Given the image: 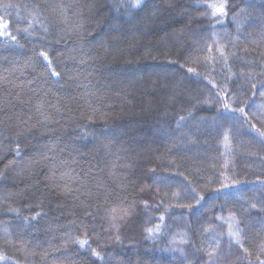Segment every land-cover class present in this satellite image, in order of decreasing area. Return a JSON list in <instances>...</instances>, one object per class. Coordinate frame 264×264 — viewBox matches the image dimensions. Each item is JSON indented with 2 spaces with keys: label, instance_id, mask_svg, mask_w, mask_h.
I'll list each match as a JSON object with an SVG mask.
<instances>
[{
  "label": "snow or ice",
  "instance_id": "1",
  "mask_svg": "<svg viewBox=\"0 0 264 264\" xmlns=\"http://www.w3.org/2000/svg\"><path fill=\"white\" fill-rule=\"evenodd\" d=\"M197 4L205 9L199 16L209 20L208 27L222 26L230 16L236 35L211 31L193 41L196 47L188 56L178 52L181 58L172 59L170 52L164 53L166 63L161 66V73L150 79L151 90L146 93L149 98L142 101V105L150 108L154 103L151 97L164 91L163 115L173 116L174 121L167 128L158 126L153 131V136L167 138L165 150L142 162L146 166L137 167L132 159L119 163V153L132 149L119 148L116 153L112 149L117 142L139 143L143 134L141 126L129 124L111 134L102 132L99 135L87 130L97 119L106 123L109 116L94 106V100L108 97L100 88L93 90L92 81L108 80L103 87L115 86L116 98L132 106L127 96L135 98L129 90L136 83L135 73L139 69L132 67L131 59L121 63L124 49L117 45L128 42L131 36L128 49H133L138 36L151 32L162 17L167 16L173 22L188 17L187 7L180 0H159L157 3L149 0H59L51 4L0 0V64L8 65L0 74V89L3 90L0 149L6 147L0 163L12 156L0 170V184L10 183L15 187L17 182L25 183L23 189L0 191V214L14 218V222L0 224L3 246L11 245L19 254V258L8 255L0 247V262L78 264L80 251L86 250L97 264H156L157 251L168 253L175 264H264V170L254 181H248L229 176L227 172L231 169L225 166L215 179L205 180L201 176L202 165L196 159L200 156L197 151L201 146L200 137L213 129L223 130L222 142L227 144L233 130L240 132L247 126L255 131L254 139L264 151V120L258 118L264 116V0H240L236 5L230 0H197ZM231 8L236 10L230 11ZM85 17L88 24L83 22ZM20 23L24 26H18ZM104 25H109L114 35L86 49L84 45L91 41L85 37L95 40L101 35L97 29ZM87 27H93V31H86ZM184 34V29L179 30L180 36ZM252 36H259V42L251 40V48L239 47L241 37L248 40ZM174 43L181 47L178 41ZM29 44L27 59L21 63L17 59L18 50L27 49ZM60 44L73 45L67 57L77 64L72 74L57 70L60 65L54 64V45ZM191 47L187 44L185 50ZM56 55L58 60L62 54ZM145 56L157 59L150 49ZM173 66L179 67L183 76L179 82L168 83L170 77L166 69ZM26 71L35 74L32 79H21ZM104 73L109 75L105 77ZM65 78L77 89H83L79 98L85 101L87 111L81 112L79 117L85 121L79 127L81 135L67 144L55 139L38 145L25 159L27 146L22 147V141L35 138L37 134L47 138L56 133L62 121L75 119L71 104L77 97L53 93L49 86L50 82L60 84ZM212 109H215V116L209 118L203 114ZM79 140L86 141L83 148L93 144L89 151L97 157L104 154L103 167L100 161L89 162L86 169L80 165L76 158H83L81 148L76 147ZM113 155H116L115 161L110 159ZM251 155L259 156V153ZM259 158L264 161V156ZM41 174L42 181L38 179ZM33 180V183H26ZM200 180H205V186L198 190ZM40 184L57 201L55 208L41 198L35 205L25 206L28 211L38 210L22 215L21 209L12 204L17 199H30L34 195L32 190ZM212 184L217 187H210ZM249 184L253 185L255 195L241 198L240 207L228 209L224 214L223 203L213 205L220 214L211 217L202 211L210 200L230 194L225 190H239L240 185ZM45 207L59 212L58 219L66 220L63 225L45 230L46 234L59 232V237L52 236L44 241L25 239L40 231L39 220L48 216ZM178 221L182 222L181 230L175 232ZM137 226L143 234V242H151V248H142L139 241L124 243L122 233L132 232ZM56 239L60 240L59 246L54 244ZM163 240L168 241L167 245L158 249V243ZM94 243L96 247L92 246ZM113 246L118 248L107 251ZM72 248L77 252L72 253Z\"/></svg>",
  "mask_w": 264,
  "mask_h": 264
},
{
  "label": "trees",
  "instance_id": "2",
  "mask_svg": "<svg viewBox=\"0 0 264 264\" xmlns=\"http://www.w3.org/2000/svg\"><path fill=\"white\" fill-rule=\"evenodd\" d=\"M21 2L27 3H58L59 0H21ZM110 2V0H109ZM150 3H157L159 0H149ZM181 4L187 7L189 16L184 18H177L175 22H173L169 17L164 16L161 18V22L157 24V26L149 32L145 36H138L136 46L129 50L128 42L132 40V37H128V42L120 43L117 47L124 49L123 56L121 58V63H123L124 59L133 60V68L139 69L135 73L137 78L136 83L132 89L129 91L134 93L133 95H128L127 100L131 101V105L129 106L127 103H123V99L116 98L117 88L115 86L111 88L103 87L109 83L106 79H101L99 83H97L96 79H93L92 84L95 88H100L101 92L108 97L102 101L94 100V106L100 107L104 112L108 113V119L105 123L102 120L97 119L95 123L89 127L87 130L89 132H95L97 135L100 133H109L111 134L113 131H118L120 129L126 128L129 124L133 126H141L143 129V134L139 137V143L135 145H128L127 143L117 142L115 147L112 149L113 153H116L117 149L125 148L132 149L128 152H120V164H124L128 162V159H132L136 161L137 167L146 166L142 162H146L153 158V156H158L165 150V146L168 143L166 137H157L153 136V131L158 127L162 126L163 128H167L170 124L173 123L174 117H164V103L166 92L158 91L154 97H151L154 100L153 105L150 108H147L142 105V101L148 99L149 97L146 95L150 88V79H155L157 73H161V66L166 63V58L164 56L165 52L171 53L172 59L181 58V56H188L190 53H193V49L196 47V44L193 42L195 39H198L201 35L207 36V34L211 31L216 32H229L232 36L236 35L235 25L231 22L230 16L224 20L223 25H217L215 29L208 27L209 20L200 18L199 13L204 12L205 9L203 7L198 6L197 0H180ZM232 5H236L240 3V0H230ZM235 8H231L230 11H235ZM2 14V13H0ZM13 19H15V15L13 13ZM85 24H88L89 21L87 17L83 21ZM18 26L23 27L24 24L20 23ZM94 27V24H93ZM93 27H87L86 31H93ZM110 26L104 25L102 29H97L101 35H98L95 40H92L90 37H85V39L91 41L90 44L84 45L87 49L90 46L97 45L101 40L107 41L114 33L109 31ZM184 29L185 34L183 36L179 35V30ZM203 29V31H201ZM175 30L176 34H173ZM169 34V35H166ZM51 39V38H50ZM251 40H256L259 42V36L249 37L248 40H245L244 37L240 38V48H244L247 45L249 48L252 45L249 43ZM178 41L181 47H177L174 42ZM21 43H25L24 40H21ZM79 43V42H78ZM187 44H191L192 47L185 50V46ZM31 45H28L27 49H21L19 51V55L17 59L23 63L27 59V55L29 54L28 50H30ZM73 47V45H68L65 47L64 44L54 45L53 51V60L54 64H59L60 66L57 70L65 71L67 70L69 74H72L77 70V64L71 60H68L67 57L69 55V49ZM152 51V55L156 56L157 59L153 60L150 57L145 56V52L147 50ZM259 51V49H257ZM181 53V56H178L177 53ZM56 54H62L59 56L57 60ZM111 60V57H109ZM138 61V62H137ZM8 67V65L0 64V74L3 73L4 68ZM91 70V69H89ZM168 76L170 77L168 83H176L179 82L181 77L183 76V71L177 67H169L166 69ZM19 76L20 73H17ZM35 74L30 71H26L24 76L21 79H32ZM109 74L104 73V76L107 77ZM175 77L171 79V77ZM164 81H162L163 83ZM86 83V81H85ZM63 85V88H61ZM53 93H58L61 96L73 95L77 97V99L72 101V109L73 116L75 119L62 121V123L57 126V131L54 135H50L47 138H41L39 134L36 135L35 138L29 137L26 140L22 141V147H25V159L31 155L35 148L41 144H47L52 142L55 139H59L62 144H67L71 141L77 140L80 137L79 127L82 126L85 121H81L79 119L81 112L87 111V105L83 99H80L83 89H77L75 84L68 83L67 78L62 80L60 84H49ZM3 95V90L0 89V97ZM49 99H53L54 97H49ZM259 103V101H257ZM123 104V111L122 109ZM111 105V107H109ZM251 111H255L252 109ZM207 115L209 118L215 116V109H212L209 112L203 113ZM251 114V112H250ZM260 120H264V116L258 117ZM59 119V118H58ZM255 122V121H254ZM227 127V126H226ZM257 127H260V124L257 123ZM222 132L223 130L213 129L208 132L207 135L201 136V146L198 147L197 151H199L200 156L196 158L198 162L202 165L201 176L206 179L212 178L215 179L216 175L225 169L227 166L228 171L227 174L229 176H235L237 179H247L248 181H254L257 174H259L262 170H264V161H262L259 156H264V151L260 150V146L254 139L256 137V133L253 129L245 126L240 132H236L233 130L230 140L227 144L222 142ZM88 140H92V137H88ZM85 140H79L76 144V147H80L83 153V158L76 157L79 159V163L85 169L87 168V164L89 162L95 164L100 161V166L103 167V161L105 159L104 154L101 153L99 157H97L96 153L90 152L89 149L93 147V144L89 143L88 148H83V144ZM159 150V151H157ZM6 147L0 149V158H2L5 154ZM254 152H258L259 156L251 155ZM187 155H191L188 153ZM12 159V156L9 155L7 159L0 163V170H3L4 163H7L8 160ZM111 160H116V155H113ZM121 171V169H118ZM128 175L130 178L131 173ZM35 179V178H34ZM39 180H43V174L39 175ZM205 180H200L198 182V190L203 189L205 186ZM33 181H26V183H33ZM25 187V183H19L13 187L12 184L2 185L0 184V191L7 188L9 191H16L18 189H23ZM210 187H217L216 184L210 185ZM34 195L27 200L17 199L12 206L21 209L22 215H30L34 213L36 210L33 208L31 211L25 210L26 204L35 205L38 200L44 198L46 202H50L52 208H55L57 201L52 197V195L46 192L44 185L40 184L37 188L33 190ZM230 193L227 196L220 195L218 199L210 200L208 203L204 205L202 211L206 213L207 216L211 217L213 215H219L218 210L213 208V205L224 204L225 213L227 214V210L240 207L241 198H251L255 195L253 191V185H240L239 190L237 189H227L225 190ZM63 203V201H60ZM44 211L48 212V216L42 217L37 224L39 228V232L35 234L33 237H25V239H33L44 241L50 239L52 236L59 237V232H51L45 233L47 228H55L57 224L63 225L66 223L64 219H58L60 213L57 211H51L48 207H45ZM65 214H67V209H65ZM179 216V211L176 213ZM255 215V213H254ZM13 220L12 215L0 214V224L6 221ZM171 224L172 221L170 220ZM180 223L177 222V226L174 228L175 232L181 230ZM215 223V221L213 222ZM226 228V225L224 226ZM218 230L219 226H218ZM122 235L125 237L124 243L127 244L129 240L139 241L141 243L142 248H151V242L144 243L143 242V234L140 231V227L132 232H123ZM170 238V237H169ZM168 241L163 240L158 243L157 248H163L167 245ZM56 246H59L60 240L56 239L54 241ZM47 247V245H45ZM96 247L97 245L94 243L92 245ZM0 247H3V250L8 255H17L19 258V254L16 253L15 247L8 245L3 246L2 240V232H0ZM114 248H118V246H113L107 249V251H113ZM72 253L77 252L76 248H72L70 250ZM59 255V254H57ZM157 261L156 264H175L173 258L166 252H156ZM78 264H97L94 259L89 258L86 250H81L79 256L77 257ZM3 264V262H0Z\"/></svg>",
  "mask_w": 264,
  "mask_h": 264
}]
</instances>
